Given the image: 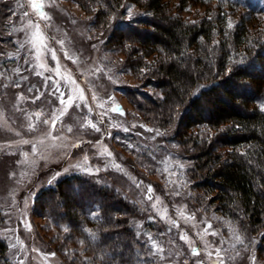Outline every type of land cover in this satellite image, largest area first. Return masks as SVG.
<instances>
[{
	"label": "rangeland",
	"instance_id": "rangeland-1",
	"mask_svg": "<svg viewBox=\"0 0 264 264\" xmlns=\"http://www.w3.org/2000/svg\"><path fill=\"white\" fill-rule=\"evenodd\" d=\"M240 1L256 11L238 5L231 14L264 22V0ZM218 6L225 7L217 0L192 1L182 12L196 19ZM95 9L92 0H0V237L9 246L6 264H79L87 258L85 246L98 233L95 213H85L90 223L79 231L55 221L37 199L76 174L133 205L131 225L149 264H264L257 235L196 186L192 160L144 110L146 94L161 95L141 75L153 56L143 58L147 66L138 73L125 51L108 42L119 21L146 12L123 0L112 26L104 28L95 23Z\"/></svg>",
	"mask_w": 264,
	"mask_h": 264
},
{
	"label": "trees",
	"instance_id": "trees-1",
	"mask_svg": "<svg viewBox=\"0 0 264 264\" xmlns=\"http://www.w3.org/2000/svg\"><path fill=\"white\" fill-rule=\"evenodd\" d=\"M92 1L96 25L112 26L123 0ZM128 1L146 15L119 21L108 42L125 51L138 73L147 66L143 58L153 56L141 75L161 95L146 94L144 110L192 160L196 186L214 194L222 213L244 220L257 235V253L264 254V22L231 14L238 5L256 11L240 0H217L225 7L196 19L183 9L207 0ZM37 199L55 221L79 231L90 223L85 215L95 213L98 233L79 264H149L131 225L134 207L116 190L76 174ZM8 247L0 237V264L7 263Z\"/></svg>",
	"mask_w": 264,
	"mask_h": 264
},
{
	"label": "snow or ice",
	"instance_id": "snow-or-ice-1",
	"mask_svg": "<svg viewBox=\"0 0 264 264\" xmlns=\"http://www.w3.org/2000/svg\"><path fill=\"white\" fill-rule=\"evenodd\" d=\"M33 7H35V8H40L41 7V5L40 4H38V3H34L33 4ZM129 16H131V12H130V10H129ZM229 27H232V24L231 23H229V25H228ZM64 101H61V103H63ZM159 134V133H158ZM178 194V193H177ZM253 264H254V259H253Z\"/></svg>",
	"mask_w": 264,
	"mask_h": 264
}]
</instances>
